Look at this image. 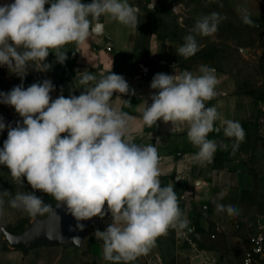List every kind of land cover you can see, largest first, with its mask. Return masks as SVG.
<instances>
[{
  "label": "clouds",
  "instance_id": "obj_1",
  "mask_svg": "<svg viewBox=\"0 0 264 264\" xmlns=\"http://www.w3.org/2000/svg\"><path fill=\"white\" fill-rule=\"evenodd\" d=\"M45 5L50 7L45 9ZM238 11L243 23L253 25L246 8ZM138 12L128 0H13L2 4L0 66L21 79L29 62L35 63L37 71H48L51 65L45 61L49 54L54 53L56 62L63 64L65 46L84 44L99 27L94 22L101 16L137 28ZM222 19L216 12L197 19L175 50L178 57L195 55L199 50L196 36L213 35ZM199 73L155 74L150 83L154 90L151 103L145 100L141 119L149 128L162 121L171 123V130H186L187 139L198 149L193 162L204 164L218 148L208 136L216 131L220 115L216 107H206V102L215 97L219 81L211 67L201 65ZM99 76L97 80L95 74L85 72L79 81L84 89L79 96L53 99L50 93L55 86L47 79L26 89L21 84L0 92V103L14 108L22 118L15 127L0 118V132L8 129L0 148V165L9 169L14 182L23 185L26 178L33 191L17 192L9 203L30 216L52 211L37 192L52 196L81 231V221L103 219L110 213L112 222L107 228L93 233L103 242V259L110 264H133L156 246L160 236L170 229H186L189 221L182 218L174 186H161L157 148L134 143L130 123L134 118L112 105L114 93L129 94L127 81L113 72ZM222 123L225 137L244 140L238 121L224 119ZM7 195L11 193L0 191V196ZM3 203L0 199V205ZM216 209L238 214L232 205L218 204Z\"/></svg>",
  "mask_w": 264,
  "mask_h": 264
},
{
  "label": "crops",
  "instance_id": "obj_2",
  "mask_svg": "<svg viewBox=\"0 0 264 264\" xmlns=\"http://www.w3.org/2000/svg\"><path fill=\"white\" fill-rule=\"evenodd\" d=\"M262 2L264 5V0ZM108 21L100 24L99 33L95 31L80 45L79 62L71 69L72 77L80 81L85 72H90L98 80L100 73L113 72L125 78L130 92L120 96L114 93L112 105L134 118L130 122L134 128V143L141 146L152 144L157 148L161 186H174L182 218L189 221L186 229H170L167 235L156 240V245H170L169 255L155 246L133 264H145L151 257L158 258L162 264H202L206 256L215 259L216 264H228L220 261L215 250L203 245L218 242L242 247L238 262L241 264L242 253L248 246V228L255 225L256 230L259 225L251 216L241 214V192L264 191V94L256 96L238 89L230 76L221 74L212 64H200L197 56L187 59L175 57L170 54L169 46L163 43L154 44L151 54L143 62L125 59L123 53L132 47L130 36L134 28L110 18ZM259 21L264 28V13ZM257 32L262 45L255 49V53L264 56V29H257ZM201 65L215 69L219 81L215 97L206 102V107H216L220 115L215 122L216 131L208 136L216 141L218 148L212 160L204 164L193 162L192 156L198 149L187 139L186 130H171V123L162 121L149 128L142 124L141 119L145 100L151 103L150 96L154 90L150 83L155 74L173 75L175 71H190L199 75ZM224 119L238 121L242 125L245 132L242 142L224 136ZM222 144L226 148L220 147ZM218 204L232 205L238 214L218 212Z\"/></svg>",
  "mask_w": 264,
  "mask_h": 264
},
{
  "label": "rangeland",
  "instance_id": "obj_3",
  "mask_svg": "<svg viewBox=\"0 0 264 264\" xmlns=\"http://www.w3.org/2000/svg\"><path fill=\"white\" fill-rule=\"evenodd\" d=\"M13 0H0V5L11 3ZM90 3L91 0H82ZM139 9L138 25L130 36V51L123 53V58L135 62H143L151 54L154 44L163 43L169 46L170 54L178 57L175 50L184 43V37L191 33L197 19L204 15L216 12L223 17L218 30L211 36H196L199 50L197 56L200 64H212L221 74L230 76L236 87L252 95L264 94V56L256 55L255 49L262 45L257 29H264L259 17L264 13L262 0H128ZM154 7H149L153 5ZM50 5H45V9ZM246 8L250 13L253 25L243 23L238 9ZM109 17L101 16L94 24H102ZM112 24V21H108ZM97 29V28H96ZM133 29V27H132ZM96 31V30H95ZM92 32L95 34L96 32ZM91 33V34H92ZM79 47L70 43L63 49L67 59L61 64L56 62L54 53H50L45 63L51 65L48 71H37L36 65L29 62L25 71L27 74L21 79L12 73L6 66H0V92L7 93L13 87L23 84L26 89L33 83L51 80L55 90L50 93L53 99L60 95L79 96L82 89L78 80L74 79L71 69L78 65ZM0 118L5 124L16 126L22 118L14 108L0 103ZM7 127L0 132V148L7 139ZM66 135V133L61 134ZM7 190L11 195L0 196L3 205H0V264H110L103 259V242L95 238L93 233L99 229L105 230L112 222L108 213L103 219L93 217L91 220L81 221L89 226L86 239L81 247L51 246L43 244L26 250L24 247H12L5 232L12 235H21L35 220L45 219L44 215L30 216L27 212L10 206L9 201L17 192L33 191L27 184H18L13 181L9 169L0 165V191ZM45 204L53 209L56 200L47 194L37 192ZM241 214L251 216L256 225L264 223V191H242ZM105 211L107 205L105 204ZM254 222V221H252ZM255 225L248 228L246 238L255 232ZM220 255V261L228 264H238L242 247L228 245L223 242L204 244ZM165 254L171 253L169 244L156 245Z\"/></svg>",
  "mask_w": 264,
  "mask_h": 264
},
{
  "label": "water",
  "instance_id": "obj_4",
  "mask_svg": "<svg viewBox=\"0 0 264 264\" xmlns=\"http://www.w3.org/2000/svg\"><path fill=\"white\" fill-rule=\"evenodd\" d=\"M100 31L101 25L96 32ZM76 224L77 221L56 201V206L45 219L35 220L21 235L16 236L6 232L5 235L12 247H24L26 250L43 244L64 248L81 247L89 226L82 223L84 229L81 231L76 229ZM77 237L79 239H76Z\"/></svg>",
  "mask_w": 264,
  "mask_h": 264
},
{
  "label": "built area",
  "instance_id": "obj_5",
  "mask_svg": "<svg viewBox=\"0 0 264 264\" xmlns=\"http://www.w3.org/2000/svg\"><path fill=\"white\" fill-rule=\"evenodd\" d=\"M247 248L242 253L241 264H264V223L259 224L247 239ZM145 264H162L158 258H148ZM202 264H216L215 259L206 256Z\"/></svg>",
  "mask_w": 264,
  "mask_h": 264
},
{
  "label": "bare ground",
  "instance_id": "obj_6",
  "mask_svg": "<svg viewBox=\"0 0 264 264\" xmlns=\"http://www.w3.org/2000/svg\"><path fill=\"white\" fill-rule=\"evenodd\" d=\"M99 27H100V25H99ZM99 27H98V28H99ZM98 28H97V29H98ZM97 29H96V31H97Z\"/></svg>",
  "mask_w": 264,
  "mask_h": 264
}]
</instances>
